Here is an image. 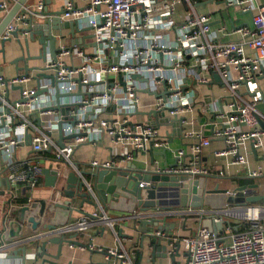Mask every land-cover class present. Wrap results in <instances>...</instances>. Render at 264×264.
Returning a JSON list of instances; mask_svg holds the SVG:
<instances>
[{
	"label": "built area",
	"instance_id": "2783aa9c",
	"mask_svg": "<svg viewBox=\"0 0 264 264\" xmlns=\"http://www.w3.org/2000/svg\"><path fill=\"white\" fill-rule=\"evenodd\" d=\"M9 1H0V11L8 10ZM250 1L258 0L225 3L247 12ZM182 3L187 11L178 22L174 14ZM42 6V2L25 5L0 38H13L11 33L17 28L23 29L18 32L19 40L27 37L25 29L32 27ZM60 18L75 22L77 28H90L94 49L86 52L80 47L59 46L52 56L45 47L38 67L9 78L0 73V170L8 186L1 191L2 201L11 206L19 199L30 202L32 190L42 185L43 169L49 165L55 176L51 190L62 186L64 171L81 144L95 146L108 140L127 146L122 160L129 162L147 147L151 152L164 151L165 141L158 128L137 119L141 98L151 94L154 104L150 113L166 112L180 124L184 111L202 109L212 136L224 142V148L214 151V156L230 154L233 164L243 165L246 176L264 175V169L245 168V156L240 153V146L247 141L253 149L263 145L264 128L257 122L264 124V113L257 104L264 103V97L242 92L240 86L264 78V6L252 13L249 26L238 28L243 37L240 41L224 40L225 27L218 28L211 39L210 15L197 12L190 0H84L78 6L66 1ZM245 47L255 55H247ZM202 69L213 72L224 87L225 92L217 97L218 108L212 105L214 100L209 104L198 100L188 87L193 74L200 84L209 81L201 76ZM181 141L174 162L155 165L154 173L179 177L180 187L186 188L190 180L225 175L202 162L201 150L210 144L208 136L186 131L181 133ZM46 153H51V158H46ZM115 160H92L91 164L111 169ZM144 187L158 190L151 181H139L138 188ZM166 189L157 191L156 200L172 204ZM237 191L225 190L224 194L234 197ZM248 191L245 187L243 193L248 195ZM179 216L189 231L177 236L186 264H264V205L245 201L226 202L222 207L201 204L187 206ZM102 218L110 221L91 214L9 241L2 238L0 227V250L39 235L84 232ZM203 221H210L213 228L204 226ZM109 254L129 263L124 250L116 247Z\"/></svg>",
	"mask_w": 264,
	"mask_h": 264
},
{
	"label": "crops",
	"instance_id": "0c3cea01",
	"mask_svg": "<svg viewBox=\"0 0 264 264\" xmlns=\"http://www.w3.org/2000/svg\"><path fill=\"white\" fill-rule=\"evenodd\" d=\"M1 1V0H0ZM15 0L8 2V9L14 3ZM66 1H71L74 6L83 5L84 0H51L47 4L48 11H62L63 4ZM42 0H29L26 5H34ZM195 10L199 13L209 14L211 18L210 23V38L215 39V33L218 28L225 27L226 30L223 35L224 40L240 41L243 39L238 28L244 25H250L251 15L255 13L260 7L264 6V0L250 1L249 11L243 12L239 7H228L225 0H190ZM43 4V3H42ZM44 6H42L43 9ZM187 8L184 3L179 4L176 8L174 18L176 21H180L184 18ZM5 12L0 11V20L4 16ZM40 14V13H39ZM48 19V16L40 15L33 19V29H42L44 35L46 30L42 28L43 24ZM63 21V20H62ZM67 22V21H65ZM52 35L56 37L55 46H69L80 47L86 52L94 49L92 43V30L88 27L74 28V32L71 33L69 28L62 30H52ZM35 38L39 37V34L35 32ZM24 37L20 39L22 47H20L16 40L12 38L11 41L5 42L4 52L0 53V73L4 78H9L16 74L29 72L31 69L38 67L41 64L40 50L41 46L36 42H29L27 49L24 47ZM49 48L48 43L46 46ZM245 53L249 56H254L255 52L248 47H245ZM201 76L209 79L207 83L200 84L195 81L196 75H192L193 80L189 81V85L198 96L197 99L206 103H211L215 108L220 107L217 97L221 96L225 90L223 85L219 82V78L208 70H201ZM216 76V77H214ZM240 91L249 92L248 94H258L264 97V78L262 76L257 77L253 82L242 84ZM154 104V95L145 96L141 98L139 103V115L137 119L152 124L158 128L159 134L165 141V150L152 151L149 147L146 150L137 152L132 161L122 160L123 154L129 150L127 146H121L105 140L98 145L81 144L74 150L72 156V164L68 166L64 171L62 183L64 189H66L65 178L70 172H74L77 176L80 175V171H90L95 169L91 164L92 160L98 162H104L109 159H116L117 164L113 168L122 167L125 168L129 175L140 174L144 176L146 174H155L153 167L155 165L172 164L175 160V151L183 145L181 141V133L186 131L199 132L210 138V144L201 150V159L212 170H223L224 176L211 175L204 179L190 180L189 191L186 199V203L183 205L180 202V187H170L172 204H166L163 200L159 199L162 203L160 208L152 206L144 207L146 202H155V206L159 202L158 200H150L148 198H141V200H135L132 196V202H135V207L132 213L119 212L114 210L104 211L103 207L93 208L87 203H83L82 210L89 214H97L98 217H104L109 219V222L104 219H97L92 222L91 225L84 232H64L57 235H49L48 237H60L63 235H73L70 240L63 241L60 251L58 245L53 243H47L45 250L46 255L37 254V247L40 243L47 238H39L36 242L39 244L19 242L18 244H10L6 248L0 250V264H123L120 260H116L113 256H108L109 250L119 248L127 252L129 257V263L125 264H186L185 251L181 241L177 238L178 235L188 233V227H185L180 219L179 213L181 210L186 209L187 206H199L203 204L202 198L205 191L214 189L216 186L221 190L236 189L239 187L249 188L252 194L264 195V175L257 177H249L243 173V165H235L232 163V156L230 154L216 157L214 151L224 148V142L221 137L212 136L211 124L205 123L204 113L202 109L193 108L184 111L181 114V123L179 120L169 118L166 112H158V114H151ZM258 110L264 113V103L260 101L257 104ZM220 124V122H219ZM258 125L261 121L257 122ZM261 126V125H260ZM255 150V151H254ZM252 148L249 141L240 146V153L245 156L244 167L247 169H264V137L263 145L261 148ZM25 150H22L24 154ZM189 154L185 156L187 159ZM1 168V162H0ZM173 177V176H169ZM180 179L179 177H174ZM141 181V180H139ZM155 183L154 181H151ZM189 182V179H188ZM224 182V183H222ZM42 185L35 190H32L31 194L33 199L41 200L45 199L46 202H59V197L55 196L54 201L50 198L52 194L51 190L44 189L46 187L44 178L41 181ZM111 183H106L110 186ZM184 184V183H183ZM186 184V183H185ZM225 184V186L223 185ZM230 184H233L234 188ZM157 185V184H156ZM208 185V187H207ZM184 189H187L185 185ZM2 170H0V204L2 201L1 191L7 188ZM163 189V188H162ZM15 190V188H14ZM67 190V189H66ZM70 190H75L73 184ZM21 193H24L23 190ZM30 193V192H29ZM25 194H28L27 192ZM127 192H119V196L122 198H129ZM161 196V194H160ZM62 200V198H60ZM243 202L244 199H241ZM80 202L76 201V205ZM137 202V204H136ZM25 199H19L15 204H24ZM262 204V201L253 202ZM1 209V206H0ZM108 210V209H107ZM37 212V208L34 211ZM158 214V215H155ZM1 216V214H0ZM82 216L73 213L71 221H74ZM87 217V216H86ZM123 220L122 218H126ZM153 217H157L156 220L151 222ZM40 221L34 232H29V225L25 227V232H22L20 236H26L30 233L39 232L43 229L45 224V217H36ZM70 221V222H71ZM138 221H143V226L146 232L151 236L142 234ZM179 223V226L176 224ZM194 225V224H193ZM123 235H119V231ZM1 232V229H0ZM4 240H12L7 237V232L2 233ZM175 236L177 239H175ZM22 237V238H23ZM81 243V246L76 245ZM25 245V253L22 247ZM25 254V255H24Z\"/></svg>",
	"mask_w": 264,
	"mask_h": 264
},
{
	"label": "water",
	"instance_id": "95a60500",
	"mask_svg": "<svg viewBox=\"0 0 264 264\" xmlns=\"http://www.w3.org/2000/svg\"><path fill=\"white\" fill-rule=\"evenodd\" d=\"M29 0H15L14 3L10 6V8L5 12L4 16L0 20V36L7 27V25L13 20V18L17 15V13L26 5ZM51 0H42L43 9L39 12L40 15L48 16V19L43 24L42 28L46 30V34L44 35V31L42 29H33L26 28L25 31L28 33V38L24 39V47L27 49L29 42L36 41L40 46V58L42 56V52L45 49L46 43L49 45V51L52 56H54L57 48L55 46L56 37L52 35V30H62L64 28H69L70 32H74V28H76L75 22H65L62 21L60 16L62 11H48L47 4H49ZM23 29L17 28L15 31L11 33L13 38L16 40L17 44L22 47L20 40L18 39V32ZM35 32L39 34L38 38H35ZM12 38L9 39H1L0 38V53L4 52V44L5 42L11 41ZM216 77V76H214ZM261 127L264 128V124H260ZM29 134H27V138ZM58 137L59 139L62 137L61 129H58ZM28 143V142H27ZM61 145V143H59ZM254 150V149H253ZM255 151V150H254ZM51 165L45 167L43 169V178L46 187L44 189L51 190V188L55 184V176L50 173ZM139 180L145 181H154L158 186V190L154 188H138ZM66 189H64V184L60 187H55L51 190L52 194L50 198L55 200L54 197H59V202H46L45 199L36 200L32 199L30 202L27 201L24 204L10 205L8 201H5L0 204V227L3 232H7V237L11 239L22 238L20 236L22 232H25V227L29 225V232H34L39 223V219L36 218L38 216L45 217V224L43 225V229H53L55 227L63 226L69 223L72 219L73 213L91 216L88 212H84L82 210L83 203H87L91 205L93 208L103 207L104 211L114 210L119 212H127L132 213L134 210L135 202H132L131 198L134 196V199L141 200V198H148L150 200H155L158 198V192L162 188L165 189L167 185L170 187H180V183L178 179L174 177H169L165 174H146L141 176L140 174H130L129 172L122 167L111 168V169H100L95 168L90 171L82 170L80 171V175L77 176L74 172H70L65 178ZM106 183H111L110 186H107ZM74 186L75 190H70V187ZM180 202L181 204L186 203L187 194L189 188L184 189V187H180ZM245 187L237 188L238 191L234 197L228 196L226 197L224 194V190L219 189L217 186L212 190H207L203 194L202 202L203 204L210 205L213 207H222L226 202L227 203H240L241 199H244L245 202L253 203L262 201L264 204V195H255L248 191V195L243 193ZM127 192V199L119 196V192ZM62 198V200H60ZM80 200V202L76 205V201ZM136 202V204H137ZM160 203H157L155 206V202H146L144 203V207L152 206L155 208H160L158 206ZM37 208V212L35 213V209ZM108 209V210H107ZM158 215V214H155ZM123 220H127L126 218H122ZM157 217H153L151 222L156 220ZM206 227H212L210 221H203L202 223ZM145 223L143 221H138V226L141 228L140 232L142 234L151 236L144 229ZM221 225L217 226L220 228ZM215 230V229H214ZM119 235H123L121 230L118 233ZM77 234L73 235H63L60 237H48L49 235H39L27 240H23L22 242L39 244L36 242L39 238H47L46 240L40 243V246L37 247V254H47L45 247L47 243H53L58 245V250L60 251L61 244L63 241H70L73 243L70 238L75 237ZM76 245L81 246V243H76ZM82 247V246H81ZM23 252L25 253V245L22 247ZM25 255V254H24ZM111 256L110 254H107Z\"/></svg>",
	"mask_w": 264,
	"mask_h": 264
},
{
	"label": "rangeland",
	"instance_id": "374dc122",
	"mask_svg": "<svg viewBox=\"0 0 264 264\" xmlns=\"http://www.w3.org/2000/svg\"><path fill=\"white\" fill-rule=\"evenodd\" d=\"M222 183H224V182H222ZM223 185L225 186V184H223ZM230 185H231V187L234 186L233 184H230ZM207 187H208V185H207ZM233 188H234V187H233ZM167 195L171 198V193H170V191H168ZM176 225L179 226V223H177Z\"/></svg>",
	"mask_w": 264,
	"mask_h": 264
},
{
	"label": "trees",
	"instance_id": "16d2710c",
	"mask_svg": "<svg viewBox=\"0 0 264 264\" xmlns=\"http://www.w3.org/2000/svg\"><path fill=\"white\" fill-rule=\"evenodd\" d=\"M45 157H46V158H51V153H46V154H45Z\"/></svg>",
	"mask_w": 264,
	"mask_h": 264
}]
</instances>
